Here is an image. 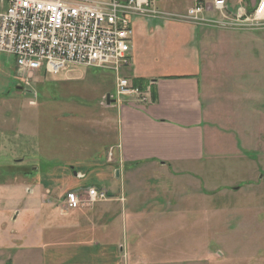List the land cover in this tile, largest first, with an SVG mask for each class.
I'll return each mask as SVG.
<instances>
[{
  "label": "rangeland",
  "instance_id": "rangeland-1",
  "mask_svg": "<svg viewBox=\"0 0 264 264\" xmlns=\"http://www.w3.org/2000/svg\"><path fill=\"white\" fill-rule=\"evenodd\" d=\"M190 2L176 0L173 10L187 11ZM227 21L230 24H207L208 39L202 42L203 66L206 79L214 87L221 86L227 95L222 99L226 106L218 102L224 107L219 113L221 119H217L222 125L218 129L239 136L241 126L247 129V140H254V128L261 123L264 127V119L260 123L246 109L247 103L239 102L236 86L244 67L239 69L242 73L237 68L259 57L253 63L258 71L245 65L248 72L244 74L246 79H256V86L259 84L264 93V27L237 26ZM254 50H260V55L257 52L254 57ZM15 61L13 55L0 52V232L5 228L8 238L30 237L31 227L36 224L38 227L33 230L38 239H48L53 232L48 233L47 227L68 221L57 210L63 206L64 193L69 188L79 190L81 186L93 185L109 191L108 198L75 208L76 212L86 209L93 213L113 194L128 198L131 177L126 172L121 175V167L104 160L113 141L104 136L97 122L107 112L105 97L116 94L117 75L107 68L77 65L58 74L42 68L32 73L28 85ZM120 75L128 76V71L121 70ZM247 95L254 94L248 91ZM257 140L264 145V132ZM246 154L262 165V181L253 189L243 187L238 194L220 190L205 200L200 194L194 201L182 193L184 197L174 201L173 196L165 194L175 191L169 192L158 176L151 172L137 176L142 185L132 191L143 194L136 206L146 211L132 214L128 223L132 230L143 232L136 233L145 260L138 264H264V150ZM75 170L83 171L86 178H77ZM190 191L189 188L187 193ZM42 192L46 195L42 196ZM171 201L178 210L176 214L159 211L160 204L168 209ZM28 207L38 210L39 220L30 211L27 214L31 217L26 216ZM112 207L116 210L123 205L115 202ZM16 210L21 212L14 221L11 216ZM47 211L52 212V224L42 226ZM110 220L120 227L124 224L121 217L114 220L111 215L104 217L103 224H110ZM129 234L135 237L132 232Z\"/></svg>",
  "mask_w": 264,
  "mask_h": 264
},
{
  "label": "crops",
  "instance_id": "crops-1",
  "mask_svg": "<svg viewBox=\"0 0 264 264\" xmlns=\"http://www.w3.org/2000/svg\"><path fill=\"white\" fill-rule=\"evenodd\" d=\"M202 1L210 7L203 16L221 17L213 8L214 0ZM255 1L226 0L225 3L229 15L234 16L241 5L250 10ZM174 3L176 0L160 3L159 0H151L150 6L165 13H187L173 10ZM194 3L195 0H191L187 10ZM132 26L131 64L121 70L128 71V76L123 77L139 87L147 100L139 102L136 97H127L121 101L112 100L110 104L107 102L106 114L97 121L104 136L113 141L105 151L104 160L121 167V175L126 172L131 177L128 198L124 194L119 197L113 194L109 202L93 213L86 209L64 213L58 208L59 214L68 221L47 227L48 233L53 232L48 239H38L33 230L38 227L36 224L31 227L30 237L8 238L4 228L0 232V264H138L145 261L139 248L141 244L137 243V234L142 235L143 232L132 230L128 223L132 214L146 211L136 206V201L141 200L143 194L133 192L138 184L142 185L137 178L141 172H151L163 180L168 191H175H172L175 195L165 194L173 196L174 201L184 194L194 201L201 194V199L205 200L220 190L237 191L233 194H238L243 187L253 189L262 181V165L246 152L264 150L263 143L257 140L264 132L261 123L264 119V93L259 84L256 86V79H246L244 74L248 72L245 65H251V71H258L253 63L256 64L259 57L250 60V64H239L237 68L244 67L243 73L239 70L242 73L238 77L239 85H235L240 94L239 102L247 103L246 109L261 123L254 128V140H247V129L241 126L239 136L228 135L218 129L221 124L217 119H221L219 113L224 110L218 102L224 105L222 99L227 95L222 93L221 86L214 87L206 79L202 42L206 43L208 39L207 24L172 16H136ZM253 52L254 57L257 56V52ZM244 60L247 61L245 56ZM248 91L254 95L248 96ZM80 172L83 171L75 170L73 173L79 178ZM82 174L84 176L80 179L86 178V174ZM189 188L191 195L187 193ZM69 189L64 195L75 190ZM194 195L196 197L193 198ZM172 201L168 203V209L160 204L159 211L170 214L174 211L176 214L178 210ZM115 202H122L123 207L112 209ZM30 208L25 209L26 216L31 217L27 214L30 211L39 220L38 210ZM20 212L16 210L12 220L16 221ZM51 215L52 212L47 211L44 223L40 225L50 226ZM108 215L114 220L121 217L124 224L120 227L110 220V224L104 225V217ZM131 232L135 237L129 234Z\"/></svg>",
  "mask_w": 264,
  "mask_h": 264
},
{
  "label": "built area",
  "instance_id": "built-area-1",
  "mask_svg": "<svg viewBox=\"0 0 264 264\" xmlns=\"http://www.w3.org/2000/svg\"><path fill=\"white\" fill-rule=\"evenodd\" d=\"M225 1L212 2L221 15L216 19L203 16L210 7L202 0H195L185 14L163 13L151 8V0H0V52L15 57L28 85L32 73L42 68L52 74L75 65L107 68L117 75L111 100L136 97L144 102V92L120 75L131 64L133 18L172 16L205 24L231 20L237 26L264 27V0H256L250 10L241 5L234 16ZM104 100L107 103L108 96ZM108 196L105 188L80 187L66 193L60 209L73 210Z\"/></svg>",
  "mask_w": 264,
  "mask_h": 264
},
{
  "label": "water",
  "instance_id": "water-1",
  "mask_svg": "<svg viewBox=\"0 0 264 264\" xmlns=\"http://www.w3.org/2000/svg\"><path fill=\"white\" fill-rule=\"evenodd\" d=\"M108 96V100H107V102L110 104L111 103V98H110V96L109 95H107Z\"/></svg>",
  "mask_w": 264,
  "mask_h": 264
}]
</instances>
